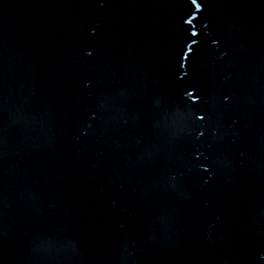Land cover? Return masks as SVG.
Masks as SVG:
<instances>
[{
	"label": "water",
	"instance_id": "1",
	"mask_svg": "<svg viewBox=\"0 0 264 264\" xmlns=\"http://www.w3.org/2000/svg\"><path fill=\"white\" fill-rule=\"evenodd\" d=\"M0 264H264V0H0Z\"/></svg>",
	"mask_w": 264,
	"mask_h": 264
},
{
	"label": "snow or ice",
	"instance_id": "2",
	"mask_svg": "<svg viewBox=\"0 0 264 264\" xmlns=\"http://www.w3.org/2000/svg\"><path fill=\"white\" fill-rule=\"evenodd\" d=\"M192 2H193V3H196V0H192ZM201 119H202V117H201Z\"/></svg>",
	"mask_w": 264,
	"mask_h": 264
}]
</instances>
